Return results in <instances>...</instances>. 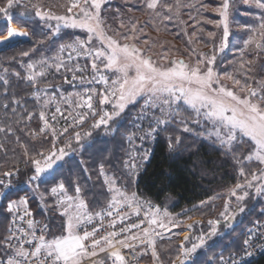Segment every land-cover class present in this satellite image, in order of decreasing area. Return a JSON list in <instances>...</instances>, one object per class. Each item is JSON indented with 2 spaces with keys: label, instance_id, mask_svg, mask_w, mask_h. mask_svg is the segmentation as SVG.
Instances as JSON below:
<instances>
[{
  "label": "trees",
  "instance_id": "16d2710c",
  "mask_svg": "<svg viewBox=\"0 0 264 264\" xmlns=\"http://www.w3.org/2000/svg\"><path fill=\"white\" fill-rule=\"evenodd\" d=\"M165 2L175 5L177 0ZM222 3V0H179V14L174 15L171 20H163L165 10L158 8L156 11L161 16H156L155 11L146 8V0H106L101 5V17L107 26V34H114L120 42L125 41L117 33L133 35L131 25L136 24L135 35L139 39L126 42L142 46L146 55L156 56L157 53L160 55L168 51L171 53L169 59H185L181 48L200 47L205 55L216 56L214 69L217 73L231 70L230 73L243 81L244 76L239 73L241 61L255 60L252 75L258 80H264V57L260 53L257 57L251 47L243 53L241 51L245 48L244 40L248 38V33L242 26L257 23L253 15H258L260 10L249 4L236 5L233 1L228 19L232 33L227 46L221 51L222 29L213 25L217 16L206 12L205 8L209 5L220 8ZM3 4L4 0H0V6ZM20 11V8L12 10V20L18 25L20 23L16 16ZM26 19H29L27 27L33 35V41L0 49V76L8 80L7 85L0 80V129H3L0 131V171L19 168L18 182L24 181L31 174L30 166L26 168L25 164V148L30 155H34L37 151L51 147L50 130L45 133L39 131L44 123L40 120V112L44 110L45 118L55 126L63 119L57 114V120L52 121L51 113L55 107L50 105L47 109H42V101L38 103L32 93L39 90L43 99L45 94L56 96L67 92L66 79L71 78L74 72L67 68L74 69L76 63L64 64L65 67L59 71L54 67L48 69L44 77L38 78L36 89L25 79L31 71L26 65L41 59L54 64V51L62 44L87 37V33L80 29L63 27L57 35L52 36V29L45 27L34 14ZM50 24L53 26L52 22ZM7 28V18L0 14V35L6 33ZM210 32L215 35L209 36ZM40 40L44 42L38 43ZM145 40L149 41L148 45L144 44ZM22 51H28L29 56H21ZM74 75L78 76L79 73ZM141 105L142 101L129 106L121 116L110 121L108 127L101 125L93 128L95 116L89 113L82 126L70 128L68 133L58 136L57 146L65 147V142L70 140L71 147L66 148L67 155L61 163L45 175L44 179L48 182L38 181L39 187L32 191V205L40 213L42 223L49 227L48 238L60 234V225L64 219L60 215V209L55 206L56 196L50 192L51 187L55 186L53 178L56 184L64 182L68 194H73L79 186L90 208L100 209L103 202L99 196L104 188V175L100 174V166L103 165L104 173L114 178L119 187L126 188L129 193L136 192L141 199L150 201L162 211L166 209L171 214L170 220L177 224L181 225L192 217L201 218L200 223L194 224L189 235L192 239L186 241V245L195 243L202 232L212 227L209 221H219L216 225L218 232L197 249L194 260L188 263L219 264L223 254L241 248L246 227L255 219L264 218V194L255 196L254 187L246 189L249 195L243 201H237L229 194V190L237 182L243 183L245 179L239 175L241 164L238 163L246 152L241 145L243 143L228 151L214 138L202 137V129L193 123V117L186 111H182L179 117L170 118V122L166 126H160L152 138L153 134L147 135L149 124L155 126V117H160L161 113L154 110V116L149 109L141 119ZM181 119L187 122L191 131L183 130ZM77 131L82 136L90 131L91 135L78 143L73 135ZM32 133L36 134L35 138ZM67 135L69 137L66 139ZM129 135L132 137L131 143L127 139ZM142 136L145 138L141 139ZM169 142L172 144L171 148ZM145 153L147 159H144ZM125 161L138 165L134 173L130 174ZM243 166L250 175L256 163L244 161ZM255 182L253 181L254 184ZM20 189L23 190L24 185ZM237 192L241 193L239 189ZM13 197L7 196L1 204L0 219L8 214L5 210L6 200ZM227 199L228 212L233 214L230 223L220 215L225 211ZM241 208L243 211H240ZM3 234L0 228V244ZM179 240L170 238L155 241L158 262L170 264L179 255ZM100 259L110 264L105 256L97 258ZM262 261L264 255L256 263Z\"/></svg>",
  "mask_w": 264,
  "mask_h": 264
},
{
  "label": "snow or ice",
  "instance_id": "6c2138e0",
  "mask_svg": "<svg viewBox=\"0 0 264 264\" xmlns=\"http://www.w3.org/2000/svg\"><path fill=\"white\" fill-rule=\"evenodd\" d=\"M244 2L259 9L260 12L258 15H253V19L257 23L242 26L247 31L248 38L244 40L245 48L241 51L243 53L251 47L258 57L259 53L264 52V0H244ZM103 3L104 0H68L65 6V15H56L45 9L41 3H32L31 0H27V2L26 0H4V4L0 6V14L8 20L13 18V9H22L16 16L21 27L27 26L29 19L26 18H31L34 14L35 18L42 21L45 27L52 28V36L57 35L61 27L80 29L87 33L86 40L77 38L71 43L62 44L59 52L71 49L77 56L81 54L91 56L93 59L92 69L98 74V79L97 76H93L92 79L105 86L99 91L95 88L85 89L83 94L69 93L68 96L61 94L59 99L47 94L42 99L39 90L32 93L38 103L42 101V109L55 105V112L51 113L52 121H56L57 114H60L66 122L71 117V123L59 131L45 118V111L40 112V120L44 123L39 131L40 133H45L46 130L51 131V147L47 150L37 151L34 155H30L25 148L24 154L27 157L25 164L26 168L30 166L31 173L27 175V183L48 182L44 179L45 175L64 159L67 155L66 148L71 147L69 141L65 147L57 148L58 136L68 133L70 128L82 126L89 113L92 116H99V119L92 124L93 128H98L101 125L108 127L109 122L121 116L129 105L137 104L143 100L141 119L149 109H159L161 113L160 117H155V126L149 124L148 136L155 133L160 126H166L170 122V118L179 117L182 111H186L194 114L193 123L207 122L210 128L206 133L201 134L207 135L209 138L215 137L221 147H225L228 151H232L239 143L247 145L248 154L238 160V163L241 164L239 175L245 177L244 182H237L234 188L229 190V194L235 196L237 201H243L249 195L246 190L248 188L254 187L258 195L264 194V80H258L252 75L255 60L241 61L239 73L244 76L243 81L233 73H224V79L232 81L234 88H228L220 83V74L213 68L216 60L215 55L206 57L201 54L197 57L195 64H192L186 63L182 59H169L171 53L165 51L160 54V60L164 63H158L152 59L151 55L145 54V49L138 48L132 43H121L120 39L107 34L105 22L101 17ZM146 8L155 11L156 16H161V13L156 10L163 8L165 14L162 19L171 20L174 15L179 14L180 4L179 0L175 5L168 4L165 0H146ZM229 8L230 0H223L222 6L216 9L221 17L217 26L222 24L224 28L220 43L221 51L227 46L229 39ZM53 20L56 21L54 27L49 23ZM121 27L124 25L121 24ZM136 30V24H132L133 35L117 33V36L124 41H133L139 39L135 35ZM214 35L215 33H209V36ZM28 37L29 32L16 31L9 27L7 39L0 41V45L11 47L10 42L22 41ZM94 41L99 44L98 47H91ZM43 42V40L38 41V43ZM144 44L148 45L149 41L145 40ZM20 54L29 56L28 51H22ZM54 60L56 61L54 64H49L46 59H41L26 65V68L31 71L25 79L31 83L34 89L38 87V78L44 77L48 69L54 67L59 71L60 68L65 67L59 55ZM96 61H100L103 69L111 72L113 78L104 75L101 66ZM67 70L73 71L72 68H67ZM75 71H80L79 67ZM72 79H77L76 75H73ZM80 79L83 80V77ZM0 80H3L5 85L8 84V80L3 76H0ZM96 95L99 96L101 106L111 103L112 110L106 111L101 107L100 112H97L92 103L93 97ZM61 103L68 104L73 111L80 108H87L88 111L77 112L75 116L69 112L68 116H64ZM153 115L155 116L154 113ZM180 122L184 124V131H191L184 119H181ZM32 135L35 138L36 134L32 133ZM73 135L79 143L81 139L90 136L91 132H86L82 136L77 131ZM144 138V136L141 137V139ZM128 139L131 143L132 137ZM177 143H179V137H177ZM169 147H172L171 142H169ZM144 159H147V153H145ZM244 161L249 163L255 161L261 166L250 173L251 179H248L249 173L245 172ZM125 167L131 174L135 172L138 165L125 161ZM19 172V168H16L0 173V186L5 190L10 188V178L13 175H19ZM100 174L105 176V183L108 185L110 193L106 208L94 214L90 213L87 202L82 198L79 186L75 189V196L68 195L64 182L56 184L53 178L55 186L51 187L50 192L54 196L59 194L55 206L60 209V215L64 218L60 225V234L49 239L47 237L48 226L44 225L40 230L41 234L37 236L36 222L28 219L27 229L23 227H17L15 230L9 229L10 234L5 238L4 244L11 254L5 261H0V264H84L86 259L92 261V264H106L104 259L93 260L99 256V253H106V259L111 260L112 264H125L122 249L135 250L137 243L133 242L146 244L148 248L152 249L153 260H157L154 237L160 233L155 232L152 226L166 228L167 224L171 222V214L166 209L162 211L150 201L142 200L136 192L129 193L126 188L119 187L114 178H110L104 173L103 165L100 166ZM253 181H258V183L254 184ZM36 187L39 185L37 184ZM237 189L242 194H238ZM0 195H4V192L0 191ZM27 204V197H22L19 201H10L7 210L16 215L18 209L23 207L24 215L30 217L32 213L28 211ZM224 208L225 211L220 215L230 223L233 214L228 212L229 201H225ZM123 209L129 211H122ZM142 211L143 219H140L138 223H129L116 230L117 222L122 224L132 214L140 217ZM240 211L243 209L241 208ZM94 216L113 217L109 225L113 230L99 238H97L98 229L96 227H93L91 231L81 232L82 225L90 224ZM218 223L219 221H209V224L212 225L209 236L216 234ZM142 224H146L147 227L141 228ZM188 227L191 228L192 225H188ZM133 229H138L139 234L134 233ZM191 239L188 235L184 236V241ZM196 239L199 242L192 243L191 248L183 246L182 242L180 254L176 258L179 264H185L189 255L205 244L206 237L204 235ZM249 242L250 238L244 240L246 246L249 245ZM247 255H251V253H247ZM232 264H242V262L233 257Z\"/></svg>",
  "mask_w": 264,
  "mask_h": 264
},
{
  "label": "rangeland",
  "instance_id": "374dc122",
  "mask_svg": "<svg viewBox=\"0 0 264 264\" xmlns=\"http://www.w3.org/2000/svg\"><path fill=\"white\" fill-rule=\"evenodd\" d=\"M104 1H106V0H104ZM233 1L236 2V5L237 4H240V5H245L246 4L244 2V0H230V8H229L228 19H229V15H230V10L233 7ZM31 2L32 3H37V2L41 3L44 6L45 9L50 10L52 13H54L56 15H65L66 14V7L65 6L67 5L68 0H31ZM216 9H218V7L217 6H213V5H211V6L209 5V6H207L205 8L206 12H209V13L214 14V15L217 16V20H215L214 21V24H213V25H215V27L217 26V23L221 20V17L219 15V12L216 11ZM207 20L210 21L209 19H207ZM9 22H10V20L7 19L8 28H9ZM50 22L53 23V27H54L55 24H56V21L53 20V21H50ZM219 26L222 29V34L220 35V43H221V38L223 37L224 28H223V25L222 24H220ZM219 26H217V27H219ZM228 26H229V21H228ZM18 27H21V25H18ZM106 27L107 26H105V28ZM21 28H24L27 32H29V37L27 39L22 40V41H13V42H11V45L17 44V43L18 44H21V43H30V42L33 41L34 38H33V35L31 33V31L29 30V28L27 26L21 27ZM6 33H7V31H6ZM6 33H4V34H6ZM231 33H232V28L230 26V28H229V36L231 35ZM4 34H2L0 36H3ZM110 36H113L114 38H117L114 34H110ZM79 39H82V38H79ZM86 39H87V37H86ZM86 39H84V40H86ZM121 43H128V42H126V41L123 42L122 41ZM98 46H99V44L97 42H95V41L91 45V47H93V48L98 47ZM6 47H8V46H6ZM6 47H4V48H6ZM137 47L143 49L142 46L140 47V46L137 45ZM180 51L183 54V56L185 57V59H182V60H184L186 63H192V64H195L197 57L200 56L201 54H203L206 57H211L212 56V55H210V56L205 55L203 53V50L200 47L199 48H197V47L194 48L193 46H190V47L184 46L183 48L180 49ZM54 54L56 56L59 55L60 58H61V61L64 64H67V63L70 64V62H75L76 63L74 65L75 66L74 69H73L74 72L71 75V78L66 79V82H65L67 84V86H68V88H66L67 89V92H64V93L62 92V93L56 95L55 97L57 99H59V97H60L61 94H63L64 96H68L69 93H81V94H83L85 89L95 88V89H97V91H99V90H102L105 87L102 83H96L92 79L93 76H97V79H98V74L95 73L93 71V69H92L93 59H92L91 56L84 55V54H81V55L77 56L76 53L73 52L71 49H66L63 52H59V49H56L54 51ZM260 54L264 57V52H261ZM151 57H152L153 60L157 61L158 63H164V61H161L160 60V55L158 53H157L156 56H151ZM79 59H81V61ZM177 59H181V58H177ZM96 63L98 65H100V61H96ZM100 66L102 68V72H103L104 75L108 76L109 78H113L111 72L107 71L106 69H103V66L102 65H100ZM77 67H79L80 71H75V69ZM213 68H214V64H213ZM230 72H231V70L226 71L225 73H230ZM74 73H79L78 76L76 75L77 79H75V80L72 79ZM219 74H220V77H221L220 83L222 85H224V86H226L228 88H234V85H233L232 81L227 80V79H224V73H219ZM81 77H83V80L80 79ZM89 81H92V82L90 83ZM97 85H98V87H97ZM51 96H53V94H51ZM73 99H75V97H73ZM141 101H142V104H143V100H141ZM92 103H93L94 108L97 110V112H100L101 107H103V109L106 110V111H111L112 110L111 103L106 104L104 106H101L99 104V96L98 95H96V96L93 97ZM53 106L55 107V105H53ZM60 106H61L62 111L65 112L64 113L65 116H68L69 112H72V116H75L77 112L84 113V112H87L88 111L87 108H80V109H76L75 111H73L71 108H69L68 104H65V103H61ZM129 106H131V105H129ZM127 108L125 110H127ZM150 110H151V113L150 114H153V111L154 110L158 111L159 109H150ZM53 112H55V109H53ZM191 117H193V119H194V114H191ZM93 119H94L93 121H95V120L99 119V116L97 115ZM69 123H71V117H69V120L67 122L64 119H60L59 122L57 123L56 127H57V129L59 131H62L63 128L67 127ZM197 125L202 129V132L201 133H206L207 129L210 128V125H208L207 122H203V121L201 122V124H197ZM76 127H80V126H76ZM157 132H158V130L155 133H153L152 138L154 137L155 134H157ZM50 133H51V131H50ZM200 135L202 137H207V135H202V134H200ZM130 136L131 135L127 136V139ZM68 137H69V135L66 136V139ZM212 138L215 139V137H212ZM74 139H75V137H74ZM58 141L59 140L57 138V143H58ZM68 141H70V140H67L64 145H66V143ZM218 144H220V143L218 142ZM241 145L243 146L244 150H246L245 155H247L248 154L247 145H245L244 143L241 144ZM57 148H60V146H57ZM60 163H61V161L58 164H60ZM254 163H256V162L254 161ZM259 167H261V166H259L256 163V166H255V168L252 169V171L258 169ZM12 170H14V169H12ZM7 171H11V170H7ZM3 172H6V171H0V173H3ZM106 175L109 177V175L107 173H106ZM18 178H19V175H17L15 178H13V183H14V181L18 182L17 181ZM249 178L251 179V176L250 175L248 176V179ZM255 183H258V181H256ZM37 184H38V181H34L32 184L27 183V176L24 179V181L18 182V185H20V186L21 185H24V189L28 192V194L30 196H32V191L37 188L36 187ZM103 184H104V188H103V190H102V192H101V194L99 196L100 197V200L102 202H104V199H103L104 197H109L110 198V193L108 192V185L105 183V176H103ZM254 191H255V196H258V194L256 193V190L255 189H254ZM237 193L238 194H241L239 192H237ZM75 194L76 193L74 192L73 194H68V195L75 196ZM6 195L7 196L13 195L14 197H18L19 195H21V193L15 195V194H10L9 192H7ZM81 195H82V198L85 199V197L83 196L82 190H81ZM5 198H2V203L5 200ZM58 198H59V194L56 195V202H57V199ZM32 200H33V197H32ZM142 200L148 201V200H145V199H142ZM6 201L7 202H6V205H5V210L7 211V213H9L8 210H7V206H8L9 201H12V199H8ZM85 201H86V199H85ZM227 201H228V199H227ZM34 209H36V208L34 207ZM201 221L202 220L199 217H192V218L187 219L185 222H182L181 225L177 224L176 221H172V220H171V222H169L167 224V227L166 228H159V227L153 225L152 227L155 230V232L160 233V235H156L154 237L155 238V241L156 240H165V239H170V238L180 239L179 242H178V247H179V252H180V245H182V242H183V244H186V241H184V239L180 236V234L178 232H175V231L178 230V229H184L185 228L186 230H188V232H189L188 233V236H189L190 233H191V231H192V228H193L194 224L200 223ZM188 225H192V227L189 228ZM210 228H212V227H210ZM216 228H217V231H216V233H217L218 232V227L216 226ZM195 243H197V242H195ZM148 251H149V254L148 255H145V257H144V260L145 261H150L151 260V261H153L154 264H162V263L158 262V260H155V261L153 260V257H152V249L148 248ZM155 251L157 252L156 245H155ZM176 258H177V256L170 262V264H172ZM95 259L97 260V258H95ZM95 259H93V260H95ZM84 264H92V261H90V260H87L86 261L85 260L84 261Z\"/></svg>",
  "mask_w": 264,
  "mask_h": 264
},
{
  "label": "built area",
  "instance_id": "2783aa9c",
  "mask_svg": "<svg viewBox=\"0 0 264 264\" xmlns=\"http://www.w3.org/2000/svg\"><path fill=\"white\" fill-rule=\"evenodd\" d=\"M16 176L17 175H13L10 178V182H11L10 188L5 190L2 188V186H0V191L4 192V195H0V208H1L2 198H5L7 196L6 195L7 192H9L10 194H15V195L21 193V195H19L18 197H13L10 199H12V201H19L20 198L27 197L28 199L27 209L28 211L32 213V215L30 217L25 216L24 209L23 207H21L20 209H18L16 215L9 212L6 216L0 219V228L4 233L3 238L1 240V244H0V261H5L8 255L11 254L7 246L4 244L5 238L10 234L9 229L15 230L17 227H23L27 229L28 228L27 220L32 219L33 221L36 222L35 232H36V235L39 236L41 234L40 233L41 228L45 225L41 221L40 213L36 209H34L32 205L33 203L32 196H30L25 189L21 190L19 187L20 185H18V182L14 181L13 183V178H15ZM6 179H9V178H6ZM103 199H104L103 207H101L100 209L93 210L88 205V211L94 214L98 211H101V209L106 208L109 197H104ZM122 211H129V210L123 209ZM112 219L113 217H108V216H104L103 218L94 216L92 222L90 224L86 223L82 225L80 231L81 232H83L84 230L91 231L93 227H96L98 229L97 238H99L100 236H103L107 234V232L113 230L112 228L109 227L110 221ZM140 219H143V211L141 212L140 217H137L136 215L132 214L130 215V218L125 220L122 224L117 222L116 230H119V228L125 227L129 223H138ZM143 227H147V225L142 224L141 228ZM211 229L212 228H210L206 232H202L199 235V237L201 235H204L206 237V241H208L212 237V236H209V234L211 233ZM133 232L139 234L138 229H133ZM48 233H49V227L47 231V237H48ZM122 235H125V234H122ZM249 238H250L249 245L246 246L244 244V240L249 239ZM196 242L198 243L199 241L196 240ZM133 243H137V247L135 248V250L122 249V254L125 256V264H154L153 261L151 260L150 261L144 260L145 255L149 254L148 246L146 244H139L138 242H133ZM183 246L191 248L192 245L183 244ZM181 247L182 245H180V251H181ZM247 253H251V255H247ZM263 255H264V218H257L254 221H252L244 230L243 235H242L241 248L238 251H231V252H227L223 254L219 259V264H232L233 257H235L237 260H240L242 264H264V261L260 263H256L258 259L262 257ZM102 256L106 257V253H99V256L96 258H99ZM194 258H195V252L189 255L188 259L185 261V264L190 263L191 261L194 260ZM108 261L110 264H112L111 260H108ZM174 261H175V264H179V261L177 259H175Z\"/></svg>",
  "mask_w": 264,
  "mask_h": 264
},
{
  "label": "bare ground",
  "instance_id": "6f19581e",
  "mask_svg": "<svg viewBox=\"0 0 264 264\" xmlns=\"http://www.w3.org/2000/svg\"><path fill=\"white\" fill-rule=\"evenodd\" d=\"M9 27L14 28L16 31H26L24 28L18 27V25L15 22H13L12 20H10V22H9ZM5 39H7V33L4 34L3 36H0V41H3ZM4 47H6V45H0V49H3ZM175 232H178L183 239H184V236L188 235V233H189L188 230H186L185 228L184 229H178Z\"/></svg>",
  "mask_w": 264,
  "mask_h": 264
}]
</instances>
